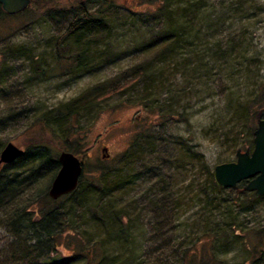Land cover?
<instances>
[{
  "label": "rangeland",
  "instance_id": "374dc122",
  "mask_svg": "<svg viewBox=\"0 0 264 264\" xmlns=\"http://www.w3.org/2000/svg\"><path fill=\"white\" fill-rule=\"evenodd\" d=\"M83 2V7L89 11L99 12L101 9L104 22L110 28L109 36L103 43L98 42L94 46L91 44L89 48L102 50L103 56H106V52L110 53L102 61H93L95 65L91 63L75 74H66L68 66L64 65H60L62 72H50L56 67L60 57L68 58L79 50L64 33L71 20V11H79ZM159 3L157 0H105L99 4H90L88 0H32L26 14L8 19L0 18V52L12 46L21 47L32 60L12 59L3 67L0 84V150L12 143L26 154L31 148L29 144L37 138L50 148L51 155L58 156L62 152V133L54 124L44 128L37 120L43 113L57 110L96 84L115 81L128 69L158 60L156 49L148 44L163 32L162 21L154 22L143 15L153 12ZM198 13L200 15L194 22L196 27L190 37L195 41L196 49L185 52H193L190 54L189 68L202 65V83L197 85L195 77L193 86L185 85L180 74L163 87L164 90L169 86L175 91L174 96L181 98L173 105V109L179 113L184 111L183 117L187 119L179 121V113L172 118L160 117V110H166L168 104L163 101L169 97L168 91L164 90L166 92L160 91L154 99H150L155 107L152 112L138 103L135 105L132 100L127 101L132 95V92L127 91L122 96H114L100 106L86 111L73 121V127L76 126L81 133L86 134L89 149L85 162L88 167L101 159L103 147L108 148L113 159L125 152L139 131L148 130L157 137L159 141L156 146L163 152H158L160 155L157 161L154 160L155 156L152 157V164L147 158L124 171L126 177L138 176L131 179L134 184L129 194L111 199V202L109 198L93 196L90 199L94 206H126V203L128 206H150L151 193L148 189L152 183L148 181L164 172L156 166L166 164L163 163L164 152L172 151L175 146L171 139L200 154L210 171L218 164L234 162L236 151L245 149L243 144L248 137L243 130H239L238 106L246 102L249 96L256 94L258 85L264 84V0H206ZM132 16L138 20H146L132 27ZM233 39L236 45L241 44L235 57L237 60L232 61V66L226 61V65L222 66L223 62L217 56L220 54L219 48L216 50L214 46L221 42L225 48V43ZM84 49L82 45L80 50ZM34 65L39 66L38 72L32 68ZM186 86L190 87V91L185 89ZM257 121L254 127H257ZM251 124L250 121L249 125ZM224 133H227L231 141L224 140ZM231 144L234 147H230ZM50 163L48 160V164ZM37 166L38 164L31 165L30 161L25 160L17 170L22 173ZM132 169L135 172L127 173ZM10 171L7 170V173L11 174ZM29 172L23 175H32ZM55 175L52 178L31 176L25 181L23 189L20 192L16 190L10 200L0 207V264H86L92 245L101 241L106 259L118 253L115 245L105 241V234L98 235L92 223H83L78 217L67 216L62 212L59 221L64 224L73 222V228L67 230L70 233H64L54 245H49L44 240L36 244L30 234L24 231L26 228L19 226L14 231L8 216L11 217L10 214L15 209L30 210L31 218H36L37 222L45 206L70 204L68 201H56L54 204L52 201H45ZM180 177L181 175L175 192L180 191L184 197L182 206L190 207L181 214L179 222L189 225L192 223L191 218L195 220L194 214L200 205L197 203L196 190L191 193L188 186L193 183V188L196 189L198 183L204 184V178L195 172L186 173L184 178ZM240 190L242 189H224L222 194L215 193L212 195L214 203L223 202V206H232V199L238 196L237 192ZM240 198L246 200L249 207L243 213L235 208L234 222L246 237L247 243L243 244L239 237L237 241L233 240L235 244L224 243L222 247H217L216 258L225 264H252L251 248L256 241L250 240L248 236L253 230L264 229V199L253 200L243 194ZM225 211L231 213L230 210ZM223 215L224 218L227 217V214ZM79 239L82 241L78 243ZM43 248L45 253L42 254Z\"/></svg>",
  "mask_w": 264,
  "mask_h": 264
},
{
  "label": "trees",
  "instance_id": "16d2710c",
  "mask_svg": "<svg viewBox=\"0 0 264 264\" xmlns=\"http://www.w3.org/2000/svg\"><path fill=\"white\" fill-rule=\"evenodd\" d=\"M104 1L88 0L90 4H99ZM157 1L160 3L152 10L153 12L143 16H146L148 20H154V22L160 23L162 21L163 32L155 41L148 44L156 49L158 60L149 62L145 66L128 69L126 72L121 73L115 81L96 84L82 95L57 108V110L43 113L37 120L44 128L54 124L62 133L61 151L74 154L83 163V172L77 189L73 193L56 200L61 203L68 201L70 204L68 206H61V204L55 207L45 206L37 222L36 218H31L32 213L26 208L15 209L10 214L11 217L8 216L11 219V226L14 231L20 227L26 228L24 231L30 234L31 239L36 244L44 240L49 245H54L64 233H70L67 230L73 228V222H65L64 224L59 221L60 212L67 214V216L72 215L74 218L78 217L83 223H92L98 235L105 234L107 238L105 241L110 245H115L118 248V253L114 254L112 258L106 259L104 250H102L104 247L103 242H96L92 245L91 254L87 256L86 264H133V262H135L134 264H225L224 261L216 258L217 247H222L224 243L235 244L239 237L242 238L243 244L247 243L246 237L242 231L238 230L234 222L236 218V215H233L234 209L239 208V211L243 213L249 207L246 200L241 199L240 195L243 194L253 198V200L264 199V197H256L254 193L246 192L244 190L246 182H242L237 188L242 190L237 192L238 196L234 198L235 200L232 199V206H223V202L215 204V198L212 195L215 193L222 194L224 189L215 184L212 171H210L204 158L191 149L183 147L182 143L180 144L175 142V139H171L172 145L176 147L173 146L172 151L165 150L163 163L166 164L156 166L159 170L162 168L164 172L162 175L155 176L151 181H148L152 183V186L148 189L151 193L150 206H128L127 203L126 206H94L95 204H91L92 200L90 198L93 196H100L101 199L103 197L109 198L111 202V199L122 198L124 195L129 194L134 184L131 179L138 176L126 177L124 171L147 158L149 163L152 164V157L155 156L154 160L157 161L162 149L158 150L156 144L159 140L151 132H148V130L139 131L132 145L125 152L114 159L110 157L104 160L101 157L102 160L98 159L88 167L85 162L89 149L86 134L81 133V130H78L75 125L73 127V123L78 117L114 96L124 95L127 91L132 92L127 101L132 100L135 105L138 103L144 109L152 112L155 107L150 99H154L157 94H160V91L167 90L169 97L163 101L168 104L166 110H160V117L166 119L170 116L172 118L179 113L173 109V105L181 98L174 96L175 91L171 90L169 86L168 89L164 88V90L163 87L169 84L170 80L173 82L175 76L180 74L185 85L193 86L195 77L197 85L202 83V65L200 67L196 66L197 68L194 67L196 69L189 68L191 65L190 54L192 55L193 52L187 54L185 50L196 49L195 41L190 37L196 27L194 22L200 15L198 12H201L206 0ZM83 5L84 3L80 4L82 8H79V11H71V20L64 33L71 40L72 45L79 50L68 58L60 57L57 60L56 67L49 70L50 72H62L60 65H64L68 66L67 72L64 70L66 74H75L80 69L90 66L93 61H102L103 57H107V54L110 53L106 52V56H103L102 50L89 48L91 44L94 46L98 42L103 43L109 36L110 28L104 22L101 9L99 12L98 10L89 11ZM28 11L29 8L17 15L8 16L0 10V18L8 19L20 16ZM177 15L179 16L177 17ZM137 20L138 18L131 17L132 27L143 21ZM188 38L190 39L188 40ZM82 45L85 47L84 50H80ZM219 45L216 44L214 49L219 48L220 54L218 53L217 56L220 58L219 61L223 62L221 65H226L224 64L226 61L228 65L232 66L233 62L237 60L235 57L239 53V45L241 44L236 45V41L233 39L225 43V48H223L221 42ZM12 59L31 60L21 47L12 46V48H5L3 52L1 51L0 84L3 78V67L6 62ZM180 60L182 62H179ZM62 62L64 64H60ZM32 68L35 72L39 70L38 65H34ZM226 69L228 70L227 67ZM227 76H229L228 73ZM188 86L185 89L190 91ZM249 97L246 102L238 106V125L241 126L239 130H243L244 135L248 137L243 144L245 149H241L243 151L252 150L253 132L256 129L254 127L255 121L264 116V84L258 85L256 94ZM183 115L184 111L179 113V121L187 119ZM250 121L252 122L251 125H249ZM70 122L72 123L70 124ZM228 137L227 133L223 134L224 140L231 141ZM158 145L162 148V145ZM229 146L234 147L233 144ZM29 147L31 148L27 153H24L15 162L0 166V207L10 200L16 190L20 192L23 189L22 186L26 184L25 181L31 176L34 178L42 176L52 178L59 169L58 156L51 155L50 148L40 139L36 138L29 144ZM25 160L30 161L31 165L38 164L37 168L32 167L29 170L31 172L22 171V173H19L17 167ZM48 160L51 162L50 164H48ZM48 166L51 168H48ZM116 166L119 167L116 168ZM7 170H11V174L7 173ZM25 172L32 175L24 176L23 173ZM133 172H135V169L127 173ZM190 172L201 175L204 178V184L199 185L198 183L196 189L193 188V185H195L193 183L188 186L191 193L196 190L197 203L200 205L194 214L196 215L195 220L191 218L192 223L188 225L179 222V219L182 216L181 214L190 206H182L184 197L179 193L180 191L175 192V189L178 185V177L181 175L184 178V175ZM87 173L90 175L88 176ZM157 186L160 188L157 189ZM49 199L47 197L45 201L56 203V201ZM225 210H230L231 213ZM223 214H227V217L224 218ZM152 223L155 224L152 225ZM248 238L256 241L251 248L253 253L251 263H264V229L253 230ZM234 239L235 241H233ZM79 241H82V239H79L78 243ZM41 253H45L44 248ZM256 254H258L257 258Z\"/></svg>",
  "mask_w": 264,
  "mask_h": 264
},
{
  "label": "water",
  "instance_id": "95a60500",
  "mask_svg": "<svg viewBox=\"0 0 264 264\" xmlns=\"http://www.w3.org/2000/svg\"><path fill=\"white\" fill-rule=\"evenodd\" d=\"M30 3L31 0H0L1 8L7 15L23 12ZM252 144L251 151L238 149L234 162L214 166L213 179L219 188L236 190L240 183L246 182V192L254 193L256 197H264V118L257 121ZM24 153V150L14 144H6L0 152V166L15 162ZM101 153L102 159H109L108 148L103 147ZM57 162L59 169L47 192L53 201L73 193L83 172V163L72 153L61 152Z\"/></svg>",
  "mask_w": 264,
  "mask_h": 264
},
{
  "label": "flooded vegetation",
  "instance_id": "af4514ba",
  "mask_svg": "<svg viewBox=\"0 0 264 264\" xmlns=\"http://www.w3.org/2000/svg\"><path fill=\"white\" fill-rule=\"evenodd\" d=\"M83 3H84V2H83ZM29 7H30V6H29ZM29 7H28V8H29ZM0 10H1L2 13H5V12L2 10L1 5H0ZM24 11H25V10H24ZM133 12H134V11H133ZM21 13H22V12H21ZM16 15H17V14H16ZM8 16H14V15H8Z\"/></svg>",
  "mask_w": 264,
  "mask_h": 264
}]
</instances>
